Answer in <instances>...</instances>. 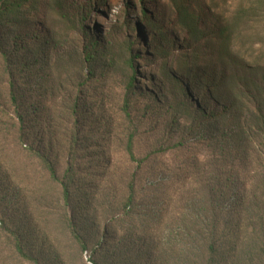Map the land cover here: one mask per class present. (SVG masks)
I'll return each instance as SVG.
<instances>
[{"label": "rangeland", "instance_id": "1", "mask_svg": "<svg viewBox=\"0 0 264 264\" xmlns=\"http://www.w3.org/2000/svg\"><path fill=\"white\" fill-rule=\"evenodd\" d=\"M240 1L231 0L234 6ZM212 6L216 24L232 11L223 0H213ZM10 19L17 20L8 25V36L14 37L11 50L17 51L18 61L29 56L19 94L34 106L26 109L29 135L22 142L12 135L14 107L8 104L11 116L0 119V227L27 234L26 250L38 255L51 245L57 248L62 261L52 264H92L107 253H96L94 229L112 208L125 205L132 184L139 200L160 186L159 194L174 201L176 210L170 208L169 215L181 216L194 184L190 166L214 157L201 142L203 125L188 105H212L196 89L199 76L190 80L189 64L179 65L196 44L177 24L171 2L30 0L21 16ZM209 62L204 59L205 66ZM3 70L0 112L9 98ZM130 137L137 161L127 153ZM250 164L236 182L238 190L260 185L256 161ZM48 165L60 180L69 176L76 203L95 201L80 208L74 235L63 224L70 209ZM86 212L97 216L96 222L81 231ZM161 231L168 236L165 226ZM79 234L88 237L86 249L77 243ZM10 250L9 242L1 240L0 255L7 264ZM256 257L255 264H264L262 253Z\"/></svg>", "mask_w": 264, "mask_h": 264}, {"label": "trees", "instance_id": "2", "mask_svg": "<svg viewBox=\"0 0 264 264\" xmlns=\"http://www.w3.org/2000/svg\"><path fill=\"white\" fill-rule=\"evenodd\" d=\"M28 1L0 0V67L4 68L9 87V98L0 119L11 116L8 104L14 107L10 126L19 142L29 135L26 109L34 105L29 106L28 100L19 94V81L24 78L29 56L17 60V51L11 50L14 37L8 36V25L17 21L10 18L21 16ZM169 1L175 9L177 24L196 44L179 65L189 64L186 73L190 80L199 76L196 89L212 105L207 109L203 103L202 106L190 103L188 107L203 125L201 142L213 150L214 157L212 160L205 157L190 166L194 169L191 170L194 184L178 218L169 215L170 208L176 210L174 201L159 194L163 191L160 186H152L146 197L139 200L132 184L125 205L112 208L105 214V223L94 229L99 239L96 253L101 255L106 250L107 253L92 264H255L257 254L264 255V0H241L235 6L231 0H223L232 11L218 24L211 21L215 11L213 0ZM22 44L24 49L28 47L25 42ZM203 58L210 60L207 66ZM127 153L132 161H137L132 137L127 143ZM255 161L259 187L253 191L238 190L236 182L250 162ZM48 167L52 180L62 186L64 207L70 209L63 224L68 234L74 235L80 208L90 207L95 201L86 206L76 203L69 176L60 180L56 170ZM211 175L214 179L209 182ZM96 218L84 213L81 231L90 228ZM164 226L168 236L162 234ZM26 236L21 230L13 232L0 227V245L5 240L11 246L9 264L62 261L59 250L52 245L39 255L26 250ZM87 239L84 234L76 238L82 249L87 248ZM7 261L0 255V264Z\"/></svg>", "mask_w": 264, "mask_h": 264}]
</instances>
